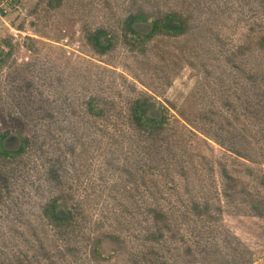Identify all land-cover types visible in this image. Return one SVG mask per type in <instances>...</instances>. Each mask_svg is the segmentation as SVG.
I'll return each mask as SVG.
<instances>
[{
  "label": "rangeland",
  "instance_id": "obj_1",
  "mask_svg": "<svg viewBox=\"0 0 264 264\" xmlns=\"http://www.w3.org/2000/svg\"><path fill=\"white\" fill-rule=\"evenodd\" d=\"M1 134L0 264H264V0H0Z\"/></svg>",
  "mask_w": 264,
  "mask_h": 264
},
{
  "label": "trees",
  "instance_id": "obj_2",
  "mask_svg": "<svg viewBox=\"0 0 264 264\" xmlns=\"http://www.w3.org/2000/svg\"><path fill=\"white\" fill-rule=\"evenodd\" d=\"M182 26V23L179 22L177 16L174 14L165 15L163 18L154 19L151 20V22L142 15H130L125 21V32L142 34L145 37H150L154 32L162 29L167 32H181L183 30ZM103 33V31L99 30L88 36L93 47L100 52H105L109 47V44L103 41ZM89 110L92 114H100L102 112V107L98 106L95 101H91L89 103ZM130 116L139 129L144 132L147 131L148 133L155 129H161L164 123V120L160 118L159 113L151 110L145 100H137L133 103L130 108ZM16 137V135L1 134L0 157H14L23 151V145L19 148L18 146H10ZM45 213L56 224H61L72 217V213L70 212H68V216L60 215L57 212V205L54 202H51L46 207Z\"/></svg>",
  "mask_w": 264,
  "mask_h": 264
},
{
  "label": "water",
  "instance_id": "obj_3",
  "mask_svg": "<svg viewBox=\"0 0 264 264\" xmlns=\"http://www.w3.org/2000/svg\"><path fill=\"white\" fill-rule=\"evenodd\" d=\"M57 212H58L60 215H62V216H67V213H65L63 210H59L58 208H57Z\"/></svg>",
  "mask_w": 264,
  "mask_h": 264
}]
</instances>
